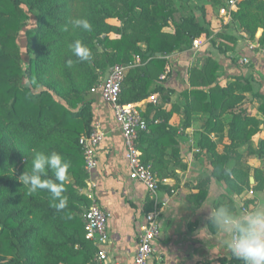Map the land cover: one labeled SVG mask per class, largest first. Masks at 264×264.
Returning <instances> with one entry per match:
<instances>
[{
  "label": "trees",
  "instance_id": "16d2710c",
  "mask_svg": "<svg viewBox=\"0 0 264 264\" xmlns=\"http://www.w3.org/2000/svg\"><path fill=\"white\" fill-rule=\"evenodd\" d=\"M174 12L169 0H0V264H92L95 249L84 240L82 219L88 201L78 196L76 189L84 187L87 179L79 139L96 123L94 96L98 95L89 90L96 85L98 74L90 61L80 62L71 54L67 45L74 40H81L92 56L96 47L105 51L100 67L140 59V64L127 71L120 102L141 103L158 96L154 103L140 108L147 122V130L138 137L141 160L152 167L159 180L174 179L176 169H185L176 128L169 124L172 111L164 107L170 102L168 94L174 91L155 86V82L165 70L166 56L188 51L193 40L208 31L189 17L167 33ZM76 18L88 19L91 31H73L70 26L64 31L66 22ZM112 19L126 20L127 30L110 25ZM232 19L250 39L260 29L257 41L264 49V0H243ZM111 33L118 37L110 38ZM223 39L234 45H217L218 53L235 49L236 39ZM220 68L212 57L201 60L187 72L189 86L180 93L202 115V131L195 146L211 159L213 179L223 181L236 195L245 189L257 192L264 185L263 172L253 170L251 186L250 167L241 159L226 171L227 154L248 144L264 120L248 115L243 108L244 93L251 91L249 83L239 76L219 86ZM254 97L264 117V96ZM189 112L187 108L182 113L184 128L190 127ZM225 130L229 144L220 152L209 136L216 134L220 141ZM261 147L259 155L264 153V142ZM33 150L55 151L70 164L64 182L63 195L68 198L64 209L53 207L46 191L27 195L19 182L26 168L30 170ZM96 169L93 180L97 187ZM205 197L206 192L200 190L195 199L199 202ZM225 204L235 210L232 201L218 205ZM219 264L243 261L231 254L229 259H219Z\"/></svg>",
  "mask_w": 264,
  "mask_h": 264
},
{
  "label": "crops",
  "instance_id": "0c3cea01",
  "mask_svg": "<svg viewBox=\"0 0 264 264\" xmlns=\"http://www.w3.org/2000/svg\"><path fill=\"white\" fill-rule=\"evenodd\" d=\"M257 40L258 38L254 43L243 45L236 52L229 51L230 53L226 54L229 59L225 62L217 57L213 59L223 66L220 79L226 81L225 84L231 82L233 77L239 76L249 83L251 91L244 93L243 108L247 110L248 115L263 121L264 117L258 111V100L254 97L256 94L264 96V49ZM248 44L254 50H249ZM197 55L191 49L183 53H174L172 58L167 60L166 67L170 68V74L175 70L181 77L179 80L169 77L162 85L179 94L184 91L189 86L186 81L187 72L201 61ZM240 57L248 58L249 64L238 65L236 59ZM218 84L220 85L219 82ZM149 99L141 103L147 101L154 103ZM94 103L96 123L104 133L103 141L96 153L95 175L98 186L95 188V195L98 204L110 215L106 225L108 239L103 247L109 259L117 264H133L139 227L150 205L151 209L157 206L161 212V234L153 244L154 251L150 264H219V259H229L231 252L221 243L224 236L209 227V204L218 205L221 202L232 201L235 211H251L258 199H264V185L257 192L252 191L254 194L252 205L247 206V209L246 200H241V195L231 192L223 181L211 177V159L205 151L195 152L199 149L195 146L197 133L194 128L192 126L184 128L181 125L175 127L171 116L169 124L176 128L180 159L185 169H176V177L167 179L156 197L151 198L141 184L128 179L122 137L110 107L98 96H94ZM201 131L202 128L199 133ZM209 138L217 144L220 152L229 144L227 130L220 141L216 134H211ZM262 142L264 124L248 144L238 149L243 153V161L250 167L249 182L253 179V183L250 184H254V169H260L264 175V153L259 155ZM227 155L230 157L229 153ZM200 190L206 192V197L198 202L195 196ZM205 226L208 228L199 233Z\"/></svg>",
  "mask_w": 264,
  "mask_h": 264
},
{
  "label": "built area",
  "instance_id": "2783aa9c",
  "mask_svg": "<svg viewBox=\"0 0 264 264\" xmlns=\"http://www.w3.org/2000/svg\"><path fill=\"white\" fill-rule=\"evenodd\" d=\"M218 16L224 25L233 22L232 15L238 10V5L243 0H219ZM212 39V35L202 34L193 40L191 50L194 54L198 51L202 42ZM249 50L254 48L248 44ZM172 55L166 56L169 60ZM238 65L249 64L248 58H237ZM133 66L139 64V58L135 57ZM132 67V66H130ZM129 67L121 64H114L108 70L102 82L91 88L89 93L98 95L100 100L107 104L113 115L114 122L118 126L123 147L124 158L128 169V179L141 184L151 198H155L161 185H165L167 179L159 180L152 171L149 164L141 160V152L138 148L139 134L147 130V122L141 115L142 103H121L120 96L122 86ZM170 73V68L166 67L160 79L165 80ZM104 138L102 128L98 123L93 125L89 134H84L79 139L83 158V168L87 176L86 188L82 190V196L88 201V206L82 214L84 222V240L91 244L95 251L91 260L92 264H117L110 260L107 252L103 248L107 242V220L110 217L97 202L95 195L96 183L93 180V173L97 166L96 149L100 146ZM199 150H195L198 152ZM160 210L157 206L144 214V218L139 227V237L136 252L133 257V264H150L153 255V244L159 239L161 234Z\"/></svg>",
  "mask_w": 264,
  "mask_h": 264
},
{
  "label": "clouds",
  "instance_id": "9594fccd",
  "mask_svg": "<svg viewBox=\"0 0 264 264\" xmlns=\"http://www.w3.org/2000/svg\"><path fill=\"white\" fill-rule=\"evenodd\" d=\"M69 26L73 31H91L92 28L86 18L69 19L63 30L68 31ZM67 47L80 62L92 59L90 49L79 39ZM72 64L70 59L68 66ZM69 168L70 164L59 153L33 150L30 170L27 167L18 179L26 188L27 195L46 191L51 196L53 207L61 210L67 206L68 201L63 193ZM208 209L211 227L224 236L221 243L236 259L243 261V264H264V199H258L251 211L237 212L229 205L217 206L211 203ZM207 228L205 226L199 233Z\"/></svg>",
  "mask_w": 264,
  "mask_h": 264
},
{
  "label": "rangeland",
  "instance_id": "374dc122",
  "mask_svg": "<svg viewBox=\"0 0 264 264\" xmlns=\"http://www.w3.org/2000/svg\"><path fill=\"white\" fill-rule=\"evenodd\" d=\"M163 1H166V0H163ZM169 1L171 3L172 9H174L175 12L169 21V28L165 29L167 33H172L174 26L181 23L183 19L194 17L205 29H207L208 35H212V39L206 40L205 42L203 41L202 45L199 47L198 51L196 52L198 54L197 57L199 61L205 59V57L207 56L212 57V58L217 57V59H222L224 62L226 61V59H229L226 54L218 53L216 49L217 45L218 46L223 45L225 47H230L233 44L231 41L224 40L223 38L225 36H232L234 39L237 40V43L234 46L235 49L232 50V52H236L237 49H239L243 45H246L249 42L254 43L256 39L261 36L262 31L259 29L254 39L248 38L247 35L244 33L243 29L239 26L238 22L233 21L228 25H224L222 23V20L218 16V8L220 5L219 0H169ZM108 23L114 27L119 28L120 30H127L126 20L112 19L108 21ZM109 37L115 38L118 36L115 33H111L109 34ZM223 41L224 42L226 41L227 44H223ZM19 45L21 48H23L24 46V38L22 36L19 38ZM96 48H97V53L93 55L92 59L90 60L92 67L97 71V74H98V79H97V83L95 86L99 85L102 82V80L106 77L108 70H109V67H100L103 61V58H104L105 51L101 49L100 47H96ZM217 53L219 56L217 55ZM26 60L27 58L25 54L23 53V61L26 62ZM133 61L127 64L126 66L131 68L130 66L134 65ZM139 64H140V59H139ZM165 70L159 75L158 79L155 82V86L156 85L161 86L163 82H165L166 79L169 77H175L174 79H178V80L180 79L181 77L180 73L176 72L175 70H172L171 74L169 73L165 80H161L160 77L161 75H163ZM222 73H223V66H221L220 70L217 72V75H218L217 81L220 83L219 86L225 85V82H226L220 79V77L222 76ZM186 81L189 84L188 79H186ZM153 88H154V85L153 87H151V89ZM168 95H170L169 99L172 104H168V105L166 104L164 105V107L165 109H170L172 111V123L175 125V127L177 126L179 127V125L184 126L185 116L183 117L182 113H184V111H186V109L188 108L190 111L188 113V116L190 117V126L194 128L198 136L199 130L202 128V122H201L202 115L199 112V108L197 106L188 105L185 102L184 98L179 94V92H176V91L171 92ZM156 99H158L157 95L150 97L149 100L151 101L153 100L155 102ZM149 102L150 101H147L146 103H149ZM228 153L230 154V157L232 158V160L228 162L227 171L230 170L231 166H233L232 164L237 163L238 161H240V159H242L243 161V153L240 150L229 151ZM198 155H201V154H198ZM252 185L254 184H251V186ZM84 188H86V185L84 187H79L76 189V193L78 196H82V190ZM253 197H254V194L252 193L251 189H245L242 192L240 199L243 201L246 200V203H247L246 207H247V206L252 205ZM84 211H85V208L82 209V214L84 213ZM79 261H82V259H80Z\"/></svg>",
  "mask_w": 264,
  "mask_h": 264
},
{
  "label": "water",
  "instance_id": "95a60500",
  "mask_svg": "<svg viewBox=\"0 0 264 264\" xmlns=\"http://www.w3.org/2000/svg\"><path fill=\"white\" fill-rule=\"evenodd\" d=\"M148 56H149V54H148ZM156 57H157V58H160L161 55H160V54H156ZM250 182L253 183V179H251Z\"/></svg>",
  "mask_w": 264,
  "mask_h": 264
}]
</instances>
